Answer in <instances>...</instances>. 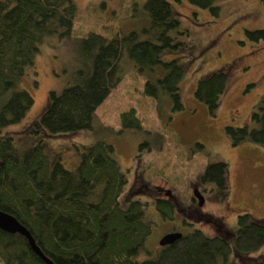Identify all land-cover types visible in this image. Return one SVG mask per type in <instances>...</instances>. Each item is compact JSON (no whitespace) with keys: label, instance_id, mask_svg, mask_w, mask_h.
<instances>
[{"label":"trees","instance_id":"1","mask_svg":"<svg viewBox=\"0 0 264 264\" xmlns=\"http://www.w3.org/2000/svg\"><path fill=\"white\" fill-rule=\"evenodd\" d=\"M187 1L213 18L221 14L216 0ZM144 8L149 26L142 32L149 38L142 40L137 31L113 39L92 32L80 40L82 57L88 63L77 72L75 83L59 93L50 92L33 130L44 129L51 135L93 130L98 108L120 84L125 53L142 72L155 73L145 84L146 96L167 95L174 111L184 108L180 88L184 66L177 59L162 60L166 50L183 46L171 35L179 29L180 20L165 0H148ZM76 15L74 0H0V210L26 227L54 264H229L233 254L245 259L259 251L264 246V222L241 214L234 233L223 225H219V235L212 237L194 230L161 246L156 258L139 261L152 226L144 217L145 203L131 199L130 194L123 197L127 180L112 144L97 141L91 145L74 171L60 161L51 164L40 143L25 150L15 147L14 137L4 130L19 124L34 105L33 97L19 84L34 67L47 38L72 34ZM245 36L252 42L264 41V30H245ZM228 88L229 71L221 69L200 78L194 95L214 115ZM250 120L251 125L226 127L233 146L250 137L264 147V97ZM121 123L118 134L141 130L134 110L123 113ZM227 174L226 163H210L199 180L227 190ZM140 192L151 196L156 191L145 187ZM155 200L157 210L160 204L173 208L171 203ZM251 259L244 264H264V256ZM0 264L46 263L26 238L0 230Z\"/></svg>","mask_w":264,"mask_h":264},{"label":"rangeland","instance_id":"2","mask_svg":"<svg viewBox=\"0 0 264 264\" xmlns=\"http://www.w3.org/2000/svg\"><path fill=\"white\" fill-rule=\"evenodd\" d=\"M147 1L74 0L77 15L72 34L47 38L34 67L19 84V89L33 97V107L19 124L4 130L14 137L18 149L40 143L42 154L51 164L60 161L71 171L97 141L112 144L127 180L124 194L145 203L144 217L152 226L146 252L137 257L139 261L156 258L160 240L171 233L185 235L201 230L212 237L219 235V225L234 233L241 214L264 222V147L250 137L233 146L225 132L227 126L251 125L250 116L264 97V41L252 42L245 36V30H264L262 0H216L221 8L218 18L187 0H165L180 20L179 29L171 35L183 46L166 50L162 60L177 59L184 66L180 81L182 110L174 111L167 95L159 99L146 96L145 84L155 73L142 72L125 53L120 62V84L98 108L93 130L51 135L44 129L37 132L31 128L44 112L50 92L59 93L75 83L77 72L88 63L79 48L81 39L92 32L113 39L133 31L142 40L149 38L142 32L149 26L144 8ZM221 69L229 71V88L212 115L194 93L200 78ZM130 110L136 112L141 130L118 134L122 130L121 115ZM217 162L228 165L229 187L221 190L207 184L204 205L197 208L191 200L192 189L206 166ZM145 187L156 192L142 195L140 190ZM167 191L173 196V208L160 204L157 210L155 199L163 201ZM252 254L245 259L264 256V246ZM237 257L233 254L229 264L246 262Z\"/></svg>","mask_w":264,"mask_h":264},{"label":"water","instance_id":"3","mask_svg":"<svg viewBox=\"0 0 264 264\" xmlns=\"http://www.w3.org/2000/svg\"><path fill=\"white\" fill-rule=\"evenodd\" d=\"M171 194H169L170 196ZM199 205L203 206L205 199L202 195L196 193ZM0 230L9 234H19L27 239L31 250L46 264H54L50 261L36 245L34 238L29 230L24 227L14 216L0 210ZM182 237L181 233H171L165 235L159 242L160 246H166L174 243Z\"/></svg>","mask_w":264,"mask_h":264},{"label":"flooded vegetation","instance_id":"4","mask_svg":"<svg viewBox=\"0 0 264 264\" xmlns=\"http://www.w3.org/2000/svg\"><path fill=\"white\" fill-rule=\"evenodd\" d=\"M264 1V0H262ZM208 192L207 188H206V185L199 180V182H197L196 185H194L193 189H192V195H191V200L197 205V208H202V206L199 205V201L198 199L196 198V193L202 195L204 197V199H206V193ZM165 195H167L168 197L165 198L163 201L167 202V203H171V200L170 199H173V196L170 195V192H164ZM141 195V194H140ZM142 195H145V194H142ZM125 196V194H123V197ZM145 196H148V195H145ZM154 203L156 204L157 201L155 200ZM172 204V203H171ZM178 204H176L177 206ZM177 233V232H176Z\"/></svg>","mask_w":264,"mask_h":264}]
</instances>
